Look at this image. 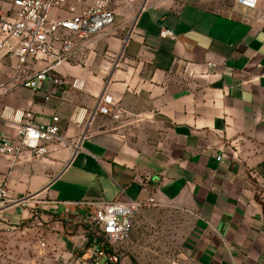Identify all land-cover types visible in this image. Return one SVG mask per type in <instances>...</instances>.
Segmentation results:
<instances>
[{
	"label": "crops",
	"instance_id": "0c3cea01",
	"mask_svg": "<svg viewBox=\"0 0 264 264\" xmlns=\"http://www.w3.org/2000/svg\"><path fill=\"white\" fill-rule=\"evenodd\" d=\"M94 1L68 0L52 19ZM12 2L0 0V16L13 18ZM113 11L114 25L55 69L68 83L82 81L81 90L54 89L46 100L48 85L34 92L10 83L18 61L0 58V136L16 137L27 121L13 116L22 112L37 126L57 117L62 135L82 138L76 155L0 156L8 196L0 264H63L56 252L88 264L94 209L78 203L151 199L121 264H264V0L255 9L235 0H135ZM46 65L40 58L29 70ZM103 96L121 116L96 112ZM81 110L88 113L70 122Z\"/></svg>",
	"mask_w": 264,
	"mask_h": 264
},
{
	"label": "built area",
	"instance_id": "2783aa9c",
	"mask_svg": "<svg viewBox=\"0 0 264 264\" xmlns=\"http://www.w3.org/2000/svg\"><path fill=\"white\" fill-rule=\"evenodd\" d=\"M68 0H13L12 19L0 16V58H15L18 64L11 73L10 83L40 91L44 86L50 88L45 93V99L50 100L54 89H83L84 83L75 80L68 83L55 73V69L83 54L90 42L100 36L106 29L114 25L115 15L113 5L130 4L135 0H95L93 5L82 14L73 15L66 19H52L53 11L63 7ZM237 4L255 9L258 0H235ZM162 38L175 39L169 30L161 32ZM43 58L47 65L37 71L29 70V66ZM3 111L1 117L7 114ZM100 115L119 117L121 109L115 107L109 96L100 98L96 109ZM95 112V113H96ZM86 110L77 112L70 122L81 121ZM9 118V117H8ZM31 113L15 112L13 119L22 124L16 137L0 136V156L17 159L23 151H29L32 159L45 157L50 153L67 149L73 154L81 152L82 138L68 139L62 135L59 118L45 126H37L32 122ZM222 158L219 157L220 161ZM28 199H18L16 205H26ZM8 203L7 191L0 187V207ZM153 199L147 202H119L110 203H78L84 207L94 209L87 235L88 264H121L126 253V241L134 225V221L141 211L154 205ZM36 209L33 214H36ZM40 248H46V243L40 241ZM54 259L63 264H77L81 257L73 253H54ZM83 264V263H82Z\"/></svg>",
	"mask_w": 264,
	"mask_h": 264
},
{
	"label": "rangeland",
	"instance_id": "374dc122",
	"mask_svg": "<svg viewBox=\"0 0 264 264\" xmlns=\"http://www.w3.org/2000/svg\"><path fill=\"white\" fill-rule=\"evenodd\" d=\"M88 220H89V222H91V220H92V217H91V218H88Z\"/></svg>",
	"mask_w": 264,
	"mask_h": 264
}]
</instances>
